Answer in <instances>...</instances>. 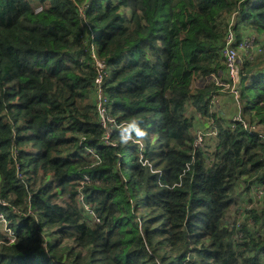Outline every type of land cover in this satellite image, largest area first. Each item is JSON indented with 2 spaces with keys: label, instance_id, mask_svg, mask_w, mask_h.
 Here are the masks:
<instances>
[{
  "label": "trees",
  "instance_id": "1",
  "mask_svg": "<svg viewBox=\"0 0 264 264\" xmlns=\"http://www.w3.org/2000/svg\"><path fill=\"white\" fill-rule=\"evenodd\" d=\"M39 2L0 0V264H264V0ZM229 33L256 132L203 120Z\"/></svg>",
  "mask_w": 264,
  "mask_h": 264
},
{
  "label": "rangeland",
  "instance_id": "2",
  "mask_svg": "<svg viewBox=\"0 0 264 264\" xmlns=\"http://www.w3.org/2000/svg\"><path fill=\"white\" fill-rule=\"evenodd\" d=\"M32 4L35 7L36 11H40L43 8V6L40 5L39 0H32ZM81 14H82V17L85 15L84 10L81 11ZM246 32L249 34L253 33V36L256 37L257 43H258V41L261 42L262 40H264V32L263 33L256 32V31L253 32L251 29H247ZM249 34H248V36H251ZM239 40L240 39H238L237 42ZM244 48L246 49L247 47H244ZM258 49H259V47L256 46V48L253 52H257ZM253 52H252V54H253ZM239 54H240V57H242V59H243L244 54H245V50L244 49L240 50ZM100 64L102 65L103 63H100ZM224 74H225V69L220 68V70L218 72H216V74H212L210 76L211 78H209L207 80V82H209L212 79H214L217 82V85L220 86L219 93L218 94L215 93L218 97L217 104L216 105L211 104L210 108H208V110H210V112L208 113L210 115V117L207 116V117L203 118L204 121L208 120V122L211 125H216L218 123V121L223 123V124L225 123L226 125L227 124L233 125L235 116H238L239 114L244 118V120H249V117L247 115H243L242 113H240V111H242V108L240 106V101L236 103L235 98L233 97V94L231 93V88L234 85L233 84L231 85V81L227 80V76H225ZM248 84H250V83L246 82V85H248ZM246 85L244 82V86H246ZM242 87H243V82L241 83L240 88H239L240 94H241ZM258 128L261 129L263 127L258 126ZM198 131L206 132L202 128ZM199 134L201 135V139H202V137H204V134H202V133H199ZM196 136H197L196 142L198 143V145H200L201 140L198 137V134ZM206 137H207V144H209L211 146V140L209 139L210 136L206 134ZM144 141H146V139H144ZM207 151L211 152V147H209L208 150L204 149L205 153H207ZM128 164H130V161H128ZM263 194H264V191L262 189H259L258 191L253 189V202L250 204V206L252 205L251 207H253V208H256L257 206H263V203H264ZM246 196H247V192H246ZM233 211H234V213H233ZM237 215L239 217L238 221H236ZM228 220H229V224L231 226H234L238 223L245 222L247 220H252V217L248 216L247 213L245 214L244 209L237 210L236 206L234 205V207L232 208V212H230V214L228 215ZM0 226H2V224H0ZM233 234H234V236H238V237L244 236V232H242L239 228H236V230L234 231ZM45 239L48 240V236H46ZM68 242H70V241H66V243H68Z\"/></svg>",
  "mask_w": 264,
  "mask_h": 264
},
{
  "label": "built area",
  "instance_id": "3",
  "mask_svg": "<svg viewBox=\"0 0 264 264\" xmlns=\"http://www.w3.org/2000/svg\"><path fill=\"white\" fill-rule=\"evenodd\" d=\"M231 39H232V34H229L227 38V42L228 41L229 42H228V45L224 47L223 54H224V62L226 64L227 71H228V80L231 81V85L232 84L234 85L231 88V93L233 94V97L236 100H238V98L240 97L239 88L242 83L241 82L242 74H241V63H240L239 50L244 49L245 52L252 53L248 51V49L253 47L254 38L253 36L245 37L244 40L240 42L239 44L238 42L235 43V44H238L237 46L231 44L230 42ZM244 47H247V48L245 49ZM102 65L100 64V66ZM217 100H218L217 95H214L211 99V104L216 105ZM234 121L243 122V124L251 132H256L257 130H259L258 126H256L254 123L252 124L249 121L244 120V118L240 114L238 116H235ZM198 137L200 138L201 141L203 140V137L201 139L200 134H198ZM196 145H198L197 142H196ZM79 199L81 202H84L83 195H80ZM84 205L86 209L90 210L89 205H87L86 203H84ZM5 206H9L8 199L0 196V207H5ZM14 211L16 210L14 209ZM18 213H22V212H18ZM93 217L95 221H99V218L95 214H93ZM0 224H2L3 227L2 226L1 227L4 230V232H6V238L9 240V242H14L15 236H16L15 230L10 226V220L8 219L7 214L3 210H0Z\"/></svg>",
  "mask_w": 264,
  "mask_h": 264
},
{
  "label": "clouds",
  "instance_id": "4",
  "mask_svg": "<svg viewBox=\"0 0 264 264\" xmlns=\"http://www.w3.org/2000/svg\"><path fill=\"white\" fill-rule=\"evenodd\" d=\"M97 81H99L98 79H97ZM197 146V145H196Z\"/></svg>",
  "mask_w": 264,
  "mask_h": 264
}]
</instances>
